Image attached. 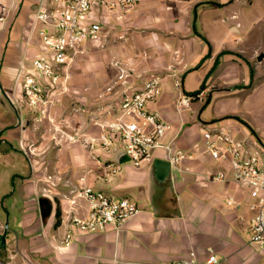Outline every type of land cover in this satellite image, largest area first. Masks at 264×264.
<instances>
[{
    "label": "crops",
    "instance_id": "0c3cea01",
    "mask_svg": "<svg viewBox=\"0 0 264 264\" xmlns=\"http://www.w3.org/2000/svg\"><path fill=\"white\" fill-rule=\"evenodd\" d=\"M38 2L2 0L0 12L2 264L170 263L191 251L199 260L214 253L219 264H264V255L250 243L254 200L233 182L211 180L218 172H231L204 153L202 135L203 126L228 128L236 137L241 131L245 139L264 146L247 120L264 116V59L257 60L262 51L252 43L264 22V0H149L126 13L95 12L103 39L87 46L74 69L83 60L114 58L122 70L131 71L123 81L121 70L112 78L103 63L85 68L83 75L73 70L70 110L80 111L81 117L74 118L69 110L70 119L93 124L100 108L117 107L125 94L158 77L163 94L150 109L170 125L164 143L195 154L193 161L179 166L166 161L163 150L155 153L152 164L141 166L112 157L121 171L109 180L102 164L79 143L67 140L46 151L26 148L28 118L21 109L26 101L18 76L22 63L30 67L41 51L32 30ZM107 28L116 39L124 38L112 55L101 52L109 39ZM173 72L183 80L181 91L174 87ZM201 91L204 97L191 109H176L180 93ZM82 177L94 190L135 201L139 215L120 231L110 226L102 233L79 232L71 217L86 216L88 204L82 199L77 207L70 205L69 193ZM230 199L234 207L226 204ZM42 200L52 207L47 218L41 215ZM68 234L72 239L66 244Z\"/></svg>",
    "mask_w": 264,
    "mask_h": 264
},
{
    "label": "built area",
    "instance_id": "2783aa9c",
    "mask_svg": "<svg viewBox=\"0 0 264 264\" xmlns=\"http://www.w3.org/2000/svg\"><path fill=\"white\" fill-rule=\"evenodd\" d=\"M149 0H39L32 19V30L41 43L40 53L30 67L22 63L18 80L22 89L38 105L52 104L45 93L66 91L72 79V69L86 53L90 43L103 39V25L94 19L95 12H128ZM174 87L181 91L183 80L178 73H171ZM60 88V89H59ZM163 94L158 77L148 78L131 94H125L117 107L107 106L97 112L93 124L85 130H76L68 139L81 144L97 163L108 180L120 173V166L112 157H126L131 164H152L155 153L165 152V160L173 166L193 161L195 154L166 145L164 139L170 130L162 115L150 109ZM204 97V92L191 95L180 93L175 105L178 111L189 110L194 101ZM45 113V112H43ZM94 128V130H90ZM204 153L231 172H218L213 182H233L249 191L254 203L252 237L250 243L264 255V146L258 142L244 141L228 128H209L203 133ZM102 158H105L102 161ZM107 158V159H106ZM70 205L78 206L79 200L88 204V213L71 217L72 227L82 233H102L112 226L120 231L140 213L138 204L130 198H116L86 184L79 179L69 193ZM65 198L68 199V196ZM226 204L234 207L235 202ZM72 235L68 234V244ZM1 264V263H0ZM148 264H219L214 253L199 260L195 252L178 262Z\"/></svg>",
    "mask_w": 264,
    "mask_h": 264
},
{
    "label": "rangeland",
    "instance_id": "374dc122",
    "mask_svg": "<svg viewBox=\"0 0 264 264\" xmlns=\"http://www.w3.org/2000/svg\"><path fill=\"white\" fill-rule=\"evenodd\" d=\"M2 11V0H0V12ZM105 30L106 37H109L108 42L105 43L104 50L102 49L101 52H106L108 55H112L113 52L116 50L117 47L121 46L120 41L124 38H117L114 36L113 32L107 28ZM242 33H246V30H243ZM255 39L252 43H256V45L259 47V50L261 49L262 53H264V22L260 25V28H257L254 33ZM125 41V40H124ZM38 44L41 45L39 39ZM112 53V54H111ZM263 61V60H262ZM258 62V61H257ZM98 63H103L100 60H83L81 63L75 68L73 67L72 71H77L78 74L85 71V68L93 67L94 69H97ZM78 64V63H76ZM109 64V66H108ZM103 67L108 70L112 71L110 74V77L113 78L115 75V71L118 70L122 72L121 75L125 76L123 79H128V73L131 71L130 67H122L117 63V61L112 58L105 60L103 63ZM112 78L110 80H112ZM122 78V77H121ZM120 81V79H119ZM69 89L66 91H50L45 93L46 99L50 101L52 104H48L47 106L38 105L32 102V99L26 95L24 91H22V95L24 97V100L26 101V106L21 107L22 112H24L26 117L28 118L26 121V129H27V136L29 137V140L27 141L26 148L28 150H32L34 148L43 147L44 151L49 149H56V147H61L63 143H65L67 140L68 142H71L68 139V135L73 134L76 132V130H85L89 125H84V119H70L71 116H77V118H80L81 115L76 111H71L70 109L72 107L69 100L72 98V95H70V84ZM60 89V88H59ZM132 91V89H130ZM63 97V98H62ZM79 106V104L77 103ZM17 109L20 111L21 109L17 107ZM73 109V108H72ZM71 116L69 115L70 111ZM60 111V112H59ZM69 111V112H68ZM45 112V113H43ZM59 112V113H58ZM69 117V119L67 118ZM250 124L256 129L258 133V137L264 142V116L261 115L259 119H247ZM90 122V121H88ZM211 128L210 126L202 127V135L206 129ZM38 137V138H36ZM239 140L244 141H251V139H245L242 136V132L239 131L238 135L236 137ZM121 163V162H120ZM130 162H125L123 164H129ZM1 238V236H0ZM3 260L0 255V263L2 264Z\"/></svg>",
    "mask_w": 264,
    "mask_h": 264
},
{
    "label": "water",
    "instance_id": "95a60500",
    "mask_svg": "<svg viewBox=\"0 0 264 264\" xmlns=\"http://www.w3.org/2000/svg\"><path fill=\"white\" fill-rule=\"evenodd\" d=\"M264 59V53L260 54L257 58L259 62H261ZM129 160L126 157H121V163L128 162ZM161 164L169 166V163L161 162ZM40 205L42 206L41 209V215L43 218H47L52 211V207L48 205V200H42L40 202ZM2 242L5 243V236H2Z\"/></svg>",
    "mask_w": 264,
    "mask_h": 264
},
{
    "label": "trees",
    "instance_id": "16d2710c",
    "mask_svg": "<svg viewBox=\"0 0 264 264\" xmlns=\"http://www.w3.org/2000/svg\"><path fill=\"white\" fill-rule=\"evenodd\" d=\"M223 55V54H222Z\"/></svg>",
    "mask_w": 264,
    "mask_h": 264
}]
</instances>
